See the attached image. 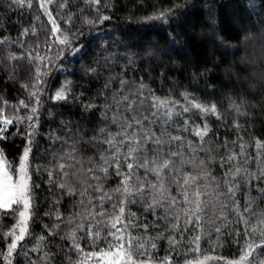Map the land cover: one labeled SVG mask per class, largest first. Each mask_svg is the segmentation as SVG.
Returning a JSON list of instances; mask_svg holds the SVG:
<instances>
[{
    "label": "trees",
    "instance_id": "1",
    "mask_svg": "<svg viewBox=\"0 0 264 264\" xmlns=\"http://www.w3.org/2000/svg\"><path fill=\"white\" fill-rule=\"evenodd\" d=\"M62 2L64 0H57L49 8L72 44L71 47L64 48L61 59L57 60L53 53H49L53 57V63L49 66V74L44 77L47 83L43 88L44 94L40 97L39 123L32 144L37 166H47L54 155L60 154L61 146L68 151L76 140H79L76 147L81 157L99 159L95 142L89 141L93 136L102 138L99 131L101 128L116 131L117 126L111 123L116 110L113 95L119 91L120 79L123 78L128 82L126 88L135 90L143 83L145 91L150 90L161 99L170 98L183 104V94H189L203 104H215L219 119L216 115H196L195 110L176 118L178 121H188L189 131L181 133L185 143L191 141L193 145L200 144V138L194 135V131L197 126L202 129L206 122L210 132L205 137L207 143L204 147L210 146L216 157L217 162L210 166L214 175L222 177L228 168V165L220 167L221 157H226L232 151L239 154L241 141L238 138H242L247 154L253 157L248 170H257L255 141H264V0H101V4L96 7L100 9L101 15L109 16L110 19L97 24L83 22L84 16L92 20L99 19L97 12L85 5L83 0H67L68 7L65 9L59 7ZM81 9L84 11L81 12ZM160 12L167 15L163 19L151 18ZM69 14H72L71 24L65 23ZM37 15L40 20H36ZM42 22L47 29L51 28L47 17L38 9L37 0H32L31 8L26 3L21 7L11 3V0H0V39L9 40V43L0 45L2 106L4 101L8 105H18L20 100L29 95L22 85L33 82L34 70L27 59L7 60L5 57L9 52L26 56L35 47L37 36L31 34L32 26H35L43 44L46 33L41 30ZM25 28L29 34L22 37L21 33ZM19 40H23V48L19 46ZM74 49L79 51H73ZM46 50L45 48L44 51ZM65 83L69 88L67 101L55 100L56 90ZM105 85L109 87L106 88ZM87 105L94 107H86ZM109 105H113V109L106 111ZM5 108L12 113L11 107ZM26 111L21 109L20 115H24ZM177 126L172 124L169 129L174 135L178 134ZM179 126L182 127V124ZM0 128H3L2 123ZM26 129V124L20 126L21 132ZM16 131L15 124L8 125L3 134L6 139L0 141V150H3L6 159L13 161L20 156L25 144L22 135H12ZM225 141L227 147L224 146ZM234 141L237 142L236 145L233 144ZM198 155L200 158H207L205 152H199ZM240 163L243 164V160ZM260 167L264 168V156ZM186 169L191 170L192 166L186 165ZM149 178L152 179L151 176ZM33 179L40 185L35 189V216L30 225L33 236H26L21 243L32 249L35 238L43 235L47 242L45 250L56 254L53 264H61L62 261L63 264H68L65 253L73 260L76 259V254L70 250L71 242L60 238L67 233L66 224L61 223L55 236L50 235L49 230L53 224L59 223L55 219L57 212L66 221L74 217L76 212L83 211L77 206L80 197L70 196L56 185L50 184L46 172L34 173ZM118 179L110 175L104 182L105 190L116 188ZM71 182L75 183L74 180ZM257 184L264 187V181H252L249 186L243 182L240 184L236 197L241 206L247 194L258 196ZM173 193L175 194V188ZM116 199L118 197L114 195V200ZM257 203L259 208L264 209V201L258 200ZM104 207L109 212L118 213V208L112 210L111 202H106ZM253 210H256L255 205ZM50 212L51 215H47ZM129 212L135 213L139 218L137 222L149 225V235L155 236L166 227L165 220H157V216L164 215L160 208L154 216L138 201L125 206V217ZM229 218H232L231 213ZM79 219L74 217V222ZM12 223L10 217L0 218V228L4 231ZM232 227L242 225L234 224ZM133 231L144 233L143 228ZM196 234L197 231L186 233L185 241ZM167 235L165 232V236ZM176 235L179 239V234ZM201 236L200 259H203V255L222 257L218 264H224L226 260H238L239 245L233 243L227 234L218 240L212 226L205 224ZM80 244L86 251L91 250L86 240H81ZM186 247V243L182 241L177 251L172 252L174 264H184ZM157 249L154 256L160 260L170 251L167 239L159 240ZM0 251L4 254L7 251V240L3 237H0ZM38 254L29 251L33 260ZM196 255L189 253L187 259H193ZM12 264H26V260L22 255L14 253ZM209 264L213 262L209 261Z\"/></svg>",
    "mask_w": 264,
    "mask_h": 264
},
{
    "label": "snow or ice",
    "instance_id": "2",
    "mask_svg": "<svg viewBox=\"0 0 264 264\" xmlns=\"http://www.w3.org/2000/svg\"><path fill=\"white\" fill-rule=\"evenodd\" d=\"M56 2L57 0H37L38 9L51 24V28L47 29L43 22L41 23V30L46 33L43 44L39 40L35 26H32L31 34L37 36L35 47L27 52L26 56H17L9 52L5 57L7 60L27 59L34 71L33 82L22 85L29 92L27 98L20 100L18 105L3 102V107L12 108L14 118L2 116L3 107H0L2 117L0 123L4 125L0 128V141L6 139L3 134L7 131V126L13 124L17 126V131L12 135L20 134L25 139L22 153L14 161L6 159L3 150H0V215L10 217L13 221L7 231L0 228V237L6 240L10 238V242L7 243V254L0 251V255L4 256L8 264H12L14 253L17 256L22 255L26 264H53L56 254L45 250L47 248L45 236L36 237L32 249L21 243L26 236H33L30 225L35 216V189L40 186L33 179V174L43 171L47 173L50 184L56 185L70 196L80 197L77 206L83 211L74 214V217L80 218L79 221L74 222V217L62 220L61 214L57 212L55 219L59 223L53 224L49 230V234L55 236L61 223L66 224L67 233L60 238L69 240L70 250L76 254V259L73 260L65 253L68 264H174L172 252L177 251L182 241L187 245L184 250L186 257L184 264H209V261L218 264L222 257L203 255V259H200V241L205 224L212 226L218 240L227 234L233 243L239 245L238 260H226L224 264H264V209L259 208L257 203L258 200L264 201V187L257 184L258 196L252 197L250 193L247 194L243 206L236 197L242 182L249 186L252 181H264V168L260 167L261 158L264 156V141L259 139L255 141L256 171L248 170V164L253 157L247 154L242 138H238L241 141L239 154L232 151L226 157L220 158V167L228 165V168L222 177H218L213 174L210 167L217 162L212 148L204 147L207 143L205 137L210 132L207 123H204L202 129L197 126L194 135L200 138L201 143L193 145L191 141L185 143V138L181 134L189 131L188 121L176 119L193 110L196 115H216L219 119L215 104H203L189 94H183V104L170 98L161 99L150 90L145 91L146 86L143 83L135 90L126 88L128 82L121 78L120 89L113 95L116 110L111 117V123L117 126L116 131L101 128L99 131L102 138L93 136L89 141L95 142L99 159L81 157L76 147L79 140H76L68 151L61 146L60 154L54 155L47 166H37L34 162L32 144L39 123L40 97L44 94L43 88L47 83L44 77L49 74V66L53 63V57L49 53H53L57 60L61 59L64 48L71 47L72 44L49 8V5ZM83 2L99 16L98 20L84 16L85 24L103 23L110 19L109 16L101 15L100 9L96 7L101 4V0ZM11 3L21 7L26 3L27 7H32V0H11ZM59 7L67 8V0L60 3ZM83 11L81 9V12ZM166 15L167 13L160 12L151 18L163 19ZM36 20H40L39 15L36 16ZM65 23H72V14L68 15ZM28 34V29L25 28L21 36ZM7 43H9L7 38L0 39V45ZM19 46L23 48V40H19ZM68 92V84L65 83L56 90L55 100L67 101ZM21 109L27 110L24 115H20ZM112 109L113 105H109L106 111ZM236 110L239 111L238 106ZM25 124L27 129L21 132L20 126ZM172 124L178 125L176 128L178 134L174 135L169 130ZM153 125L157 127L154 128ZM234 126L239 128L238 124ZM236 143L233 142L234 145ZM100 145L107 147L100 148ZM224 146L227 147L226 141ZM199 152H205L207 158H200ZM240 160H243V164ZM85 164L88 166L85 167ZM186 165H191L192 169L187 170ZM110 175L119 178L117 187L105 190L104 182ZM70 178L75 183H72ZM114 195L118 199L114 200ZM138 201L142 202L145 209L151 211L154 216L158 208L163 210L164 215L157 216V220H165L166 227L155 236L148 234L147 223L137 222L139 218L135 213L129 212L125 217V206L136 204ZM106 202H111L112 210L118 208V213L106 210L104 207ZM254 205L256 210H253ZM47 215H51V212ZM234 224L242 227L233 228ZM140 228L144 229L143 234L133 231ZM190 231H197L198 234L185 241V234ZM165 232L168 233L167 236ZM176 234H179V239ZM161 239H167L170 251L162 259L157 260L154 253L158 251L157 243ZM81 240L87 241L90 251L81 247ZM30 250L39 253L35 260L29 256ZM189 253L197 255L193 259H187Z\"/></svg>",
    "mask_w": 264,
    "mask_h": 264
},
{
    "label": "rangeland",
    "instance_id": "3",
    "mask_svg": "<svg viewBox=\"0 0 264 264\" xmlns=\"http://www.w3.org/2000/svg\"><path fill=\"white\" fill-rule=\"evenodd\" d=\"M0 107H3V106L0 104ZM2 116H6V117H9V118H14V117L12 116L11 111L8 112V110H6L5 107H3V113H2ZM0 118H2V117H0ZM3 127H4V125H3ZM21 153H22V151H21ZM20 155H21V154H20ZM0 218H7V217H5V216H3V215H0ZM12 224H13V223H12ZM11 226H12V225H11ZM11 226H9L8 229H9ZM8 242H10V238L7 240V243H8ZM6 254H7V251L5 252V255H6ZM0 264H8V261L4 259V256H3V258H0Z\"/></svg>",
    "mask_w": 264,
    "mask_h": 264
}]
</instances>
